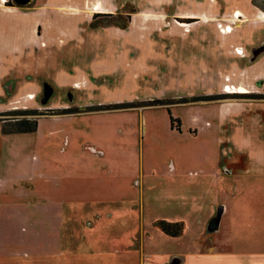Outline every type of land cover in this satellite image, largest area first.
Segmentation results:
<instances>
[{"label": "rangeland", "instance_id": "374dc122", "mask_svg": "<svg viewBox=\"0 0 264 264\" xmlns=\"http://www.w3.org/2000/svg\"><path fill=\"white\" fill-rule=\"evenodd\" d=\"M10 5L0 0V120L34 111L38 127L0 124V264H54L71 232L92 264L98 216L123 228L143 216L163 234L167 222L187 242L201 223L211 241L264 246V0Z\"/></svg>", "mask_w": 264, "mask_h": 264}, {"label": "crops", "instance_id": "0c3cea01", "mask_svg": "<svg viewBox=\"0 0 264 264\" xmlns=\"http://www.w3.org/2000/svg\"><path fill=\"white\" fill-rule=\"evenodd\" d=\"M122 65L124 62L116 63V66ZM30 177L29 173L11 174L7 179V188L30 182ZM97 219L96 223L99 220L104 222L99 224L104 226V232L95 233L90 237L93 241L97 237L98 240L103 241V245L99 247L97 253L92 255V264H95V260L103 261L104 258L112 255L117 256L125 264H264V246L248 245L249 250L243 252L244 249L239 248L231 240L222 243L213 235L211 241L205 238L207 229L205 232V225L201 223L196 226L195 233L187 242L182 238L178 239L185 235L187 228L172 239L171 236L159 230L149 231L146 226L150 224L143 216L133 217L131 223L125 228L122 227L123 219L117 220L105 216L103 218L98 216ZM221 223L222 220L219 219L212 233L218 232ZM77 237L79 235L73 232L69 235L57 236L54 242L57 246L53 255L54 264H80L79 254H77L79 242ZM160 239H165L166 247L158 244ZM262 242L264 244V241ZM225 243L227 246L223 247L222 244Z\"/></svg>", "mask_w": 264, "mask_h": 264}, {"label": "trees", "instance_id": "16d2710c", "mask_svg": "<svg viewBox=\"0 0 264 264\" xmlns=\"http://www.w3.org/2000/svg\"><path fill=\"white\" fill-rule=\"evenodd\" d=\"M5 115H15L13 118H5L4 120H0L1 130L3 133H27L33 132L37 130L38 121L36 119L27 118V116L34 115V111H17L12 114ZM23 116L24 118L22 119ZM176 121L174 118H170L171 125ZM176 225V224H172ZM160 227L162 231L169 236H176L179 233V229H176L173 232H170L171 224H167V222H161Z\"/></svg>", "mask_w": 264, "mask_h": 264}, {"label": "flooded vegetation", "instance_id": "af4514ba", "mask_svg": "<svg viewBox=\"0 0 264 264\" xmlns=\"http://www.w3.org/2000/svg\"><path fill=\"white\" fill-rule=\"evenodd\" d=\"M11 1V7H25L29 8L27 5L31 4L34 0H10ZM26 1V3H24ZM209 230V229H208Z\"/></svg>", "mask_w": 264, "mask_h": 264}, {"label": "bare ground", "instance_id": "6f19581e", "mask_svg": "<svg viewBox=\"0 0 264 264\" xmlns=\"http://www.w3.org/2000/svg\"><path fill=\"white\" fill-rule=\"evenodd\" d=\"M94 1V0H93ZM92 2V1H91ZM95 4V3H94ZM98 6V5H97ZM237 18H238V16H237ZM73 24V23H72ZM75 87L76 88H78V89H80L81 88V83H78V84H75ZM236 94L237 93H244V90H243V88H241V87H239V89L235 92ZM34 97V95L33 94H30V95H28V98H33Z\"/></svg>", "mask_w": 264, "mask_h": 264}, {"label": "water", "instance_id": "95a60500", "mask_svg": "<svg viewBox=\"0 0 264 264\" xmlns=\"http://www.w3.org/2000/svg\"><path fill=\"white\" fill-rule=\"evenodd\" d=\"M24 3H26V1H25ZM219 219H220V217H218V218L216 219V222H218V221H219Z\"/></svg>", "mask_w": 264, "mask_h": 264}]
</instances>
